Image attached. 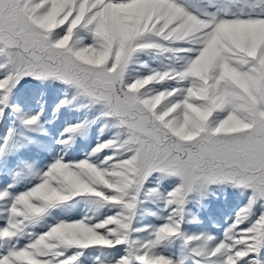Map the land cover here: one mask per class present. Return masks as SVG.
I'll return each mask as SVG.
<instances>
[{
	"label": "snow or ice",
	"instance_id": "1",
	"mask_svg": "<svg viewBox=\"0 0 264 264\" xmlns=\"http://www.w3.org/2000/svg\"><path fill=\"white\" fill-rule=\"evenodd\" d=\"M0 264H264V0H0Z\"/></svg>",
	"mask_w": 264,
	"mask_h": 264
}]
</instances>
